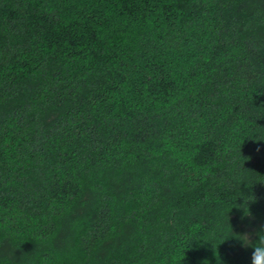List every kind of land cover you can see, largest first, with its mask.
Returning a JSON list of instances; mask_svg holds the SVG:
<instances>
[{
  "label": "trees",
  "instance_id": "1",
  "mask_svg": "<svg viewBox=\"0 0 264 264\" xmlns=\"http://www.w3.org/2000/svg\"><path fill=\"white\" fill-rule=\"evenodd\" d=\"M262 223L264 0H0V264H251Z\"/></svg>",
  "mask_w": 264,
  "mask_h": 264
},
{
  "label": "clouds",
  "instance_id": "2",
  "mask_svg": "<svg viewBox=\"0 0 264 264\" xmlns=\"http://www.w3.org/2000/svg\"><path fill=\"white\" fill-rule=\"evenodd\" d=\"M230 235L236 236L241 246L252 249L251 264H264V223L258 225L253 233H236L228 236Z\"/></svg>",
  "mask_w": 264,
  "mask_h": 264
}]
</instances>
